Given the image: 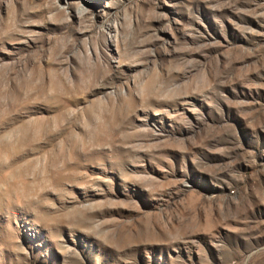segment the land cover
Masks as SVG:
<instances>
[{
  "label": "rangeland",
  "instance_id": "obj_1",
  "mask_svg": "<svg viewBox=\"0 0 264 264\" xmlns=\"http://www.w3.org/2000/svg\"><path fill=\"white\" fill-rule=\"evenodd\" d=\"M0 264H264V0H0Z\"/></svg>",
  "mask_w": 264,
  "mask_h": 264
}]
</instances>
